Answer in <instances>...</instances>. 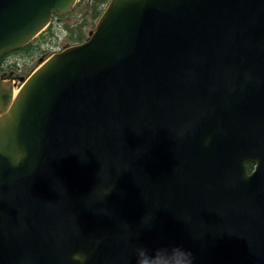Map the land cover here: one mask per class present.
Instances as JSON below:
<instances>
[{
    "label": "water",
    "instance_id": "water-1",
    "mask_svg": "<svg viewBox=\"0 0 264 264\" xmlns=\"http://www.w3.org/2000/svg\"><path fill=\"white\" fill-rule=\"evenodd\" d=\"M75 1L0 0V58ZM139 245L264 264V0H111L15 96L0 77V264Z\"/></svg>",
    "mask_w": 264,
    "mask_h": 264
},
{
    "label": "rangeland",
    "instance_id": "rangeland-1",
    "mask_svg": "<svg viewBox=\"0 0 264 264\" xmlns=\"http://www.w3.org/2000/svg\"><path fill=\"white\" fill-rule=\"evenodd\" d=\"M110 0H78L73 10L61 19L54 18L30 45L7 54L0 63V76L19 88L36 69L41 58H46L63 46L88 37L95 29L97 13Z\"/></svg>",
    "mask_w": 264,
    "mask_h": 264
},
{
    "label": "clouds",
    "instance_id": "clouds-1",
    "mask_svg": "<svg viewBox=\"0 0 264 264\" xmlns=\"http://www.w3.org/2000/svg\"><path fill=\"white\" fill-rule=\"evenodd\" d=\"M136 264H193L192 253L180 245H165L155 249L139 245L135 249ZM72 259L84 264L87 257L76 252Z\"/></svg>",
    "mask_w": 264,
    "mask_h": 264
},
{
    "label": "bare ground",
    "instance_id": "bare-ground-1",
    "mask_svg": "<svg viewBox=\"0 0 264 264\" xmlns=\"http://www.w3.org/2000/svg\"><path fill=\"white\" fill-rule=\"evenodd\" d=\"M19 88H14V96L18 93Z\"/></svg>",
    "mask_w": 264,
    "mask_h": 264
},
{
    "label": "flooded vegetation",
    "instance_id": "flooded-vegetation-1",
    "mask_svg": "<svg viewBox=\"0 0 264 264\" xmlns=\"http://www.w3.org/2000/svg\"><path fill=\"white\" fill-rule=\"evenodd\" d=\"M55 18H59V19H61L62 16H56ZM63 47H64V46H63ZM63 47H62V48H63ZM251 165H252V164L250 163V167H251ZM250 171H252V169H250Z\"/></svg>",
    "mask_w": 264,
    "mask_h": 264
},
{
    "label": "trees",
    "instance_id": "trees-1",
    "mask_svg": "<svg viewBox=\"0 0 264 264\" xmlns=\"http://www.w3.org/2000/svg\"><path fill=\"white\" fill-rule=\"evenodd\" d=\"M1 60H3V58ZM1 60H0V63H1ZM248 167L250 168V163H248Z\"/></svg>",
    "mask_w": 264,
    "mask_h": 264
}]
</instances>
